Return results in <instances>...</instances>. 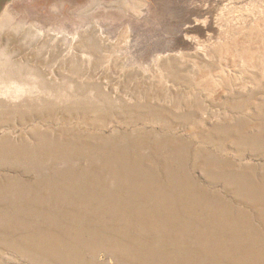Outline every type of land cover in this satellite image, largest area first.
<instances>
[{
    "label": "rangeland",
    "instance_id": "rangeland-1",
    "mask_svg": "<svg viewBox=\"0 0 264 264\" xmlns=\"http://www.w3.org/2000/svg\"><path fill=\"white\" fill-rule=\"evenodd\" d=\"M140 1L0 0V264H264V0Z\"/></svg>",
    "mask_w": 264,
    "mask_h": 264
},
{
    "label": "bare ground",
    "instance_id": "bare-ground-1",
    "mask_svg": "<svg viewBox=\"0 0 264 264\" xmlns=\"http://www.w3.org/2000/svg\"><path fill=\"white\" fill-rule=\"evenodd\" d=\"M92 1H93V0H92ZM131 1H133V0H131ZM96 2H97V1H96ZM96 2H95V3H96ZM128 2H129V1H128ZM139 2H141V1L139 0ZM112 3H114V2H112ZM135 3H136V2H135ZM145 3H146V2H145ZM98 4H99V3H98ZM104 4H105V3H104ZM107 4H109V3H107ZM138 4H140V3H138ZM143 4H144V3H143ZM91 5H92V4H91ZM134 5H135V6H138V5H136V4H134ZM141 5H142V4H141ZM144 5H145V4H144ZM92 8H93V7H91L90 9H92ZM141 9H142V8H141ZM92 10H93V9H92ZM235 10H236V9H235ZM7 12H8V10H6V11L3 13L2 18L6 16ZM236 13H238V12H236ZM238 15H239V14H238ZM255 15H256V14H255ZM229 16H230V15H229ZM6 17H9V18H6V19L9 21L8 24H11V22L15 19V17L13 16V14H12V17H11L10 15H7ZM219 17H220V16H219ZM227 17H228V16H227ZM221 20H222V19H221ZM230 20H231V19H230ZM92 21H93V20H92ZM97 22H98V21H97ZM224 22H226V21H224ZM228 22H229V21H228ZM259 23H260V22H259ZM8 24H7V25H8ZM16 24H17V23H16ZM22 24H23V23H22ZM26 24H27V23H26ZM89 24H90V23H89ZM94 24H95V23H94ZM14 25H15V24H14ZM30 25H31V24H30ZM30 25H29V26H30ZM32 25H33V24H32ZM8 26H9V25H8ZM11 26H12V24H11ZM15 26L17 27V25H15ZM90 26H91V25H90ZM261 26H262V25H261ZM88 27H89V26H88ZM91 27H92V26H91ZM91 27H90V28H91ZM28 28H29V27H28ZM87 29H89V28H87ZM129 29H130V28H129ZM33 30H34V28H33ZM36 30H37V29H36ZM41 30H42V29H41ZM130 30H131V29H130ZM242 30H243V29H242ZM84 31H85V30H84ZM86 31H88V30H86ZM86 31H85V32H86ZM90 31H91V30H90ZM98 31H99V30H98ZM100 31H101V30H100ZM29 32H30V30H29ZM38 32H39V29H38ZM38 32H36L37 35H38ZM48 32L50 33V31H48ZM82 32H83V31H82ZM226 32H227V31H226ZM26 33H27V32H26ZM54 33H55V32H53V34H54ZM42 34H43V33H42ZM61 34H62V33H61ZM66 34H69V33L66 32ZM70 34H71V33H70ZM70 34H69V35H70ZM77 34L79 35L78 32H77ZM87 34H88V32H87ZM104 34H105V33H104ZM104 34H103V36H104ZM30 35H31V34H30ZM40 35H41V34H40ZM43 35H44V34H43ZM43 35H42V36H43ZM58 35H59V34H57V37H58ZM95 35H96V34H95ZM98 35H99V33H98ZM45 36H46V35H45ZM47 36H48V35H47ZM50 36H52V35H50ZM70 36H71V35H70ZM90 36H92V35H90ZM101 36H102V35H101ZM105 36H106V34H105ZM261 36H262V35H261ZM36 37H37V36H36ZM40 37H41V36H40ZM57 37H55V38L57 39ZM71 37H74V36H71ZM84 37H85V36H84ZM43 38H44V37H43ZM76 38H77V37H76ZM79 38H80V36H79ZM56 39H54V40H56ZM68 39H70V38H68ZM74 39H75V37H74ZM74 39L72 38L73 41H74ZM77 39H78V38H77ZM77 39H76V40H77ZM62 40H63V39H62ZM57 41H58V40H57ZM66 41H67V39H66ZM66 41H65V42H66ZM70 41H71V39H70ZM78 41H80V40H78ZM67 42H68V41H67ZM74 42H75V41H74ZM52 43H53V42H52ZM54 43H57V42L54 41ZM61 43H62V42H61ZM57 44H58V43H57ZM64 44H65V43H64ZM68 44H69V43H68ZM71 44H72V43H71ZM60 45H61V44H60ZM65 45H66V44H65ZM69 45H70V44H69ZM71 46H72V45H71ZM68 47H69V46H68ZM73 47H74V46H73ZM71 49H72V48H71ZM2 52H3V51H2ZM70 53H71V52H70ZM236 53H237V52H236ZM72 54H73V52H72ZM74 54H76V53H74ZM79 54H80V52H79ZM82 54H83V53H82ZM92 55H93V54H92ZM94 55H95V54H94ZM74 56L77 58L76 55H74ZM82 56H83V55H82ZM7 58H8V57H7ZM67 58H68V57H67ZM8 59H9V58H8ZM9 60H10V59H9ZM11 61H12V60H11ZM4 62H5V61H4ZM1 64L3 65L4 63H1ZM5 64H8V63L6 62ZM65 64H66V62H65ZM7 66H8V65H7ZM65 66H66V65H65ZM4 73H5V72H4ZM0 75H1V74H0ZM4 76H5V75H4ZM34 76H35V75H34ZM9 77H10V76H9ZM7 78H8V77H7ZM35 78H36V77H35ZM2 79H3V78H2ZM2 79H1V77H0V80H2ZM4 79H5V77H4ZM10 79H11V78H10ZM9 81H10V80H9ZM33 81H34V80H33ZM3 82H4V81H3ZM6 82H7V81H6ZM71 83H72V82H71ZM21 84H22V83H21ZM37 85H39V84L37 83ZM73 85H74V84H73ZM14 86H15V85H14ZM20 86H21V85H20ZM20 86H19V87H20ZM22 86H23V85H22ZM0 89H1V88H0ZM4 89H6V88H4ZM7 89H8V88H7ZM9 89H10V88H9ZM17 89H18V88H17ZM2 90H3V89H2ZM21 90H22V89H21ZM6 91H7V90H6ZM10 91H11V90H10ZM14 91H15V90H14ZM14 91H13V92H14ZM16 91H17V90H16ZM4 93H6V96H7V92H5V91L2 92V94H4ZM14 93H16V96H17V93H18V92H14ZM19 93H20V90H19ZM19 93H18V94H19ZM0 94H1V93H0ZM2 94H1V95H2ZM4 96H5V95H4ZM8 96H9V95H8ZM10 96H12V94H10ZM14 96H15V95H14ZM18 96H20V95H18ZM2 97H3V96H2ZM18 98H19V97H18ZM18 98H17V99H18ZM0 99H1V97H0ZM7 99H8V98H7ZM10 99H11V98H10ZM14 99L16 100V98H14ZM20 99H21V98H20ZM12 100H13V98H12ZM18 100H19V99H18ZM18 100H17V101H18ZM12 102H13V101H12ZM0 103H1V102H0ZM24 107H25V106H24ZM0 109H1V107H0ZM235 122H236V121H235ZM225 206H226V205H225ZM238 219H239V218H238ZM249 220H250V219H249ZM195 221H196V220H195ZM159 222H160V221H159ZM236 222H237V221H236ZM144 223H145V222H144ZM196 224H197V223H196ZM213 225H214V224H213ZM213 225H212V226H213ZM239 227H240V226H239ZM239 229H240V228H239ZM207 231H209V228H208ZM210 234H212V233H210ZM107 236H108V235H107ZM229 236H230V234H229ZM193 237H194V236H193ZM193 237H192V238H193ZM231 237H232V236H231ZM199 238H200V237H199ZM224 238H225V237H224ZM208 239H209V238H208ZM111 240H112V239H111ZM223 240H224V239H223ZM228 240H229V239H228ZM228 240H227V241H228ZM253 240H254V239H253ZM227 241H226V242H227ZM112 242H113V241H112ZM222 243H223V242H222ZM222 243H221V244H222ZM253 243H254V241H253ZM245 244H246V243H245ZM211 245H212V244H211ZM217 245H218V243H217ZM250 245H251V244H250ZM201 247H202V246H201ZM210 247H211V246H210ZM192 248H193V247H192ZM217 248H218V247H217ZM210 250H212V249H210ZM213 250H214V249H213ZM216 250H217V249H216ZM192 251H193V250H192ZM193 252H194V251H193ZM193 252H192V253H193ZM214 253H215V252H214ZM221 253H222V252H221ZM188 254H189V253H188ZM252 254H253V253H252ZM194 255H197V254H194ZM194 255H193V256H194ZM254 255H255V254H254ZM225 256H226V255H225ZM189 257H190V256H189ZM189 257H188V258H189ZM102 258H103V257H102ZM181 260H182V259H181ZM192 260H193V259H192ZM182 261H183V260H182ZM193 262H194V261H193ZM244 263L246 264V262H244ZM183 264H184V263H183Z\"/></svg>",
    "mask_w": 264,
    "mask_h": 264
}]
</instances>
